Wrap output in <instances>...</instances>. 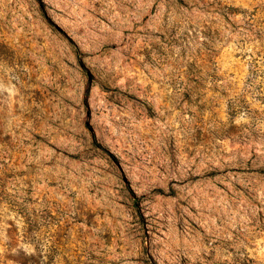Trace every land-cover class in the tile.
<instances>
[{
  "label": "rangeland",
  "instance_id": "obj_1",
  "mask_svg": "<svg viewBox=\"0 0 264 264\" xmlns=\"http://www.w3.org/2000/svg\"><path fill=\"white\" fill-rule=\"evenodd\" d=\"M0 264H264V0H0Z\"/></svg>",
  "mask_w": 264,
  "mask_h": 264
}]
</instances>
